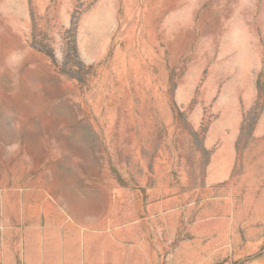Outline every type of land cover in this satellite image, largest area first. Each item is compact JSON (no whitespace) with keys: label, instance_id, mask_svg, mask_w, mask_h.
<instances>
[{"label":"rangeland","instance_id":"obj_1","mask_svg":"<svg viewBox=\"0 0 264 264\" xmlns=\"http://www.w3.org/2000/svg\"><path fill=\"white\" fill-rule=\"evenodd\" d=\"M0 264H264V0H0Z\"/></svg>","mask_w":264,"mask_h":264}]
</instances>
